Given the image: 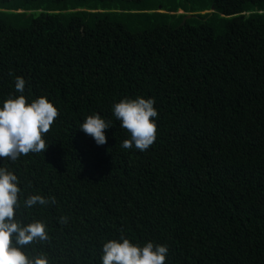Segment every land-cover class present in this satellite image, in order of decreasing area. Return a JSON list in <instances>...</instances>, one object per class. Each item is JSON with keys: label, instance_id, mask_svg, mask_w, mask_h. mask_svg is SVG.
Returning <instances> with one entry per match:
<instances>
[{"label": "trees", "instance_id": "16d2710c", "mask_svg": "<svg viewBox=\"0 0 264 264\" xmlns=\"http://www.w3.org/2000/svg\"><path fill=\"white\" fill-rule=\"evenodd\" d=\"M17 76L58 110L43 152L0 158L14 218L46 225L29 255L101 264L123 234L167 246L165 264H264V0H0V101ZM137 96L158 113L144 152L111 111ZM92 114L104 145L79 129Z\"/></svg>", "mask_w": 264, "mask_h": 264}, {"label": "clouds", "instance_id": "9594fccd", "mask_svg": "<svg viewBox=\"0 0 264 264\" xmlns=\"http://www.w3.org/2000/svg\"><path fill=\"white\" fill-rule=\"evenodd\" d=\"M26 81L14 78V88L20 95L0 101V158L14 162L29 153H41L48 144L44 134L58 116V110L46 97H39L26 103L23 95ZM155 98L137 96L125 97L114 102L113 116L119 121L129 139L121 143L124 149L135 148L146 151L156 139L157 109ZM111 128V121L99 114L84 118L79 129L93 138L96 145L106 143L105 131ZM19 180L14 172L0 166V264H49L47 255H29L26 246L48 240V232L43 221L24 223L14 218L19 209ZM55 204V198L31 195L24 200V207L31 209L37 205ZM61 223L65 218H61ZM168 248L149 241L143 245L132 243L121 234L118 239L107 241L102 246L101 264H165Z\"/></svg>", "mask_w": 264, "mask_h": 264}, {"label": "water", "instance_id": "95a60500", "mask_svg": "<svg viewBox=\"0 0 264 264\" xmlns=\"http://www.w3.org/2000/svg\"><path fill=\"white\" fill-rule=\"evenodd\" d=\"M212 11L214 12V9H212ZM192 17H193V15H188V16L184 19L183 24L186 22V20L191 19Z\"/></svg>", "mask_w": 264, "mask_h": 264}, {"label": "rangeland", "instance_id": "374dc122", "mask_svg": "<svg viewBox=\"0 0 264 264\" xmlns=\"http://www.w3.org/2000/svg\"><path fill=\"white\" fill-rule=\"evenodd\" d=\"M179 13H181V12H179Z\"/></svg>", "mask_w": 264, "mask_h": 264}]
</instances>
